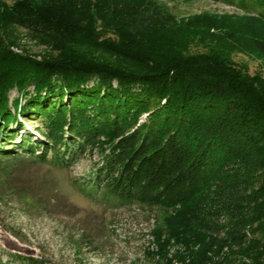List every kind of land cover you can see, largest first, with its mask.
Returning <instances> with one entry per match:
<instances>
[{
	"label": "trees",
	"instance_id": "1",
	"mask_svg": "<svg viewBox=\"0 0 264 264\" xmlns=\"http://www.w3.org/2000/svg\"><path fill=\"white\" fill-rule=\"evenodd\" d=\"M219 1L246 15L177 21L149 0H0V155L15 157L20 113L42 118L50 143L19 142L40 162L51 152L70 166L96 149L83 185L163 209L160 264H264V79L219 51L232 40L264 66V0ZM19 29L47 51L27 52Z\"/></svg>",
	"mask_w": 264,
	"mask_h": 264
},
{
	"label": "rangeland",
	"instance_id": "2",
	"mask_svg": "<svg viewBox=\"0 0 264 264\" xmlns=\"http://www.w3.org/2000/svg\"><path fill=\"white\" fill-rule=\"evenodd\" d=\"M148 3V10L163 9L177 21L193 17L224 21L230 17L235 22L246 15L237 5L219 0H149ZM19 30L24 35L21 44L27 52L47 51L26 36L23 29ZM227 41L232 45L222 46L219 51L227 52L236 65L246 67L251 74L259 72L264 79L262 62L249 51L234 48L232 40ZM201 49L192 46L190 51ZM8 96L13 112L11 103L17 97L16 90ZM17 120L22 129L12 128L14 140L7 145L15 157L0 155V264H160L153 255L157 239L152 231L162 223L163 209L123 203L107 197L102 189L83 185L85 175L99 162L100 153L96 149L86 151L70 166L55 164L51 152L45 162L25 154L19 145L22 134L31 135L32 140L41 144L50 142L41 133L44 127L39 115L20 113ZM36 149L41 151V147ZM176 249L173 245L166 246L168 260ZM220 250L213 260L221 262L229 251L226 247ZM17 254L34 258L36 262L23 261ZM170 262L198 264L190 258ZM161 264H165L164 260Z\"/></svg>",
	"mask_w": 264,
	"mask_h": 264
}]
</instances>
